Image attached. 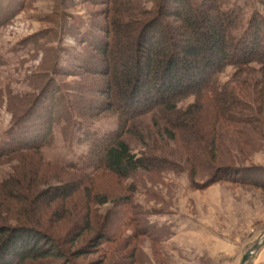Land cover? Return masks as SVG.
<instances>
[{
	"label": "trees",
	"instance_id": "1",
	"mask_svg": "<svg viewBox=\"0 0 264 264\" xmlns=\"http://www.w3.org/2000/svg\"><path fill=\"white\" fill-rule=\"evenodd\" d=\"M29 1L0 0V29ZM83 1L88 22L65 15L74 47H47L54 31L23 40L55 56L50 72L30 80L38 91L6 92L12 123L0 164L11 173L0 178V264H77L127 227L158 245L164 229L142 224L134 202L143 177L185 174L195 191L218 183L264 190V168L246 165L264 150V2L244 28L243 10L225 9L229 0ZM66 77L81 80L68 90ZM110 112L116 129H85ZM56 126L66 136L83 129L82 165L45 159ZM109 204L103 217L99 207ZM129 245L121 264L138 261Z\"/></svg>",
	"mask_w": 264,
	"mask_h": 264
},
{
	"label": "rangeland",
	"instance_id": "2",
	"mask_svg": "<svg viewBox=\"0 0 264 264\" xmlns=\"http://www.w3.org/2000/svg\"><path fill=\"white\" fill-rule=\"evenodd\" d=\"M145 1L150 6L149 0ZM228 2L225 9L239 7L243 10L245 28L256 11L262 12L264 0ZM83 3V0H30L27 10L0 29V144L12 123L6 92L9 90L21 96L38 91L36 85L31 83V78L50 72L55 60L51 51L38 52L32 43L23 45V40L39 32L54 31L47 47H74L76 41L70 33L73 24L65 15L72 14L85 21L90 19L91 9ZM47 17L55 18L53 22H47ZM243 29L237 34L240 35ZM61 63L65 64L63 61ZM233 73L234 69L228 68L221 76V82H226ZM80 80V77L60 78L68 90ZM71 97L73 100L77 98L74 95ZM90 121L93 124L85 129L98 133L112 131L118 124L113 112ZM66 134L59 126L55 127L53 142L43 150L45 159L82 165L81 157L89 150L88 144L79 140L83 138V129L79 130L75 126L68 129ZM246 165L264 168V150L254 154L251 163ZM10 173V165L0 164L1 179ZM142 182L144 186L138 183L134 195L135 204L140 206L144 214L141 223L149 222L151 228L164 229L163 240L153 245L147 238L133 239L135 229L127 227L122 240L105 243L99 248V253L92 249L86 256L77 258V264H90L104 257L108 264H121L126 248L130 251L129 241L123 245V241L129 237V246H137L134 253L138 261L135 264H240L248 252L252 256L246 264H264V190L218 183L205 190L195 191L187 175L173 173L167 174L158 183H151L148 177H143ZM111 208L109 204L99 207L98 211L104 217ZM187 222L190 223L186 225ZM115 225L119 227V222ZM189 227V231L182 233L183 229ZM89 236L87 241L90 242L96 234L90 233ZM83 245L76 246L79 249ZM141 249L143 253L140 255Z\"/></svg>",
	"mask_w": 264,
	"mask_h": 264
},
{
	"label": "water",
	"instance_id": "3",
	"mask_svg": "<svg viewBox=\"0 0 264 264\" xmlns=\"http://www.w3.org/2000/svg\"><path fill=\"white\" fill-rule=\"evenodd\" d=\"M252 256L251 252H248L242 259L240 264H246L248 261H250V258Z\"/></svg>",
	"mask_w": 264,
	"mask_h": 264
},
{
	"label": "crops",
	"instance_id": "4",
	"mask_svg": "<svg viewBox=\"0 0 264 264\" xmlns=\"http://www.w3.org/2000/svg\"><path fill=\"white\" fill-rule=\"evenodd\" d=\"M188 223H190V222H187V224H186V225H188ZM190 228H191V227H189L188 229L186 228V230H184V229H183V230H182V231H183L182 233H184V234H185L187 231H189V230H190ZM182 235H183V234H182Z\"/></svg>",
	"mask_w": 264,
	"mask_h": 264
}]
</instances>
